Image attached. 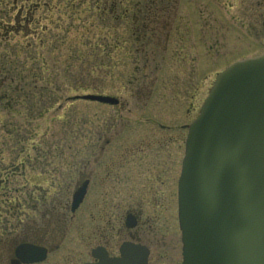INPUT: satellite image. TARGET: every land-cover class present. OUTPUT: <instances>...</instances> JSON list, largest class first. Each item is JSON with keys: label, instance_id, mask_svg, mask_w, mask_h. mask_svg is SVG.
Here are the masks:
<instances>
[{"label": "flooded vegetation", "instance_id": "1", "mask_svg": "<svg viewBox=\"0 0 264 264\" xmlns=\"http://www.w3.org/2000/svg\"><path fill=\"white\" fill-rule=\"evenodd\" d=\"M87 1L84 6L99 11L95 20L105 31L104 41L88 44L89 55L104 53L111 64L118 53L131 56L132 94L150 115L102 126L93 120L91 152H26V168L24 161L19 168L13 161L0 167V264H182L178 177L187 127L208 87L195 116L177 124L176 111L186 117L192 108L198 88L193 81L207 77V72L198 76V67L212 58L210 49L219 55L232 29L254 30L256 0ZM65 11L69 20L81 15L80 0H0V41L43 35L40 46L48 57L43 38L53 27L65 32L69 25L55 18ZM56 36L53 49L56 39L73 57L83 53L76 39ZM10 61L0 56V74L6 70L0 104L5 101L7 107L15 100L9 93L23 90L15 79L25 83L27 77L42 76L16 72ZM115 97L110 107L130 109L126 98ZM176 127L184 131L179 160L182 133ZM79 189L84 194L75 206L72 198Z\"/></svg>", "mask_w": 264, "mask_h": 264}, {"label": "rangeland", "instance_id": "2", "mask_svg": "<svg viewBox=\"0 0 264 264\" xmlns=\"http://www.w3.org/2000/svg\"><path fill=\"white\" fill-rule=\"evenodd\" d=\"M232 1L229 0V2ZM87 2V0H80V10L83 13L71 20H69L70 13L68 11L62 15H55L57 19L60 16L62 20L60 23L69 25V27L65 32L58 31L53 27L49 30V35L44 36L43 40L49 46L48 57L44 52L45 48L42 49L40 46L39 37H43V35L36 38H24L21 35L11 36L8 41H0V56L4 53L7 59H11L14 71L26 72L24 70H27L42 74L41 77L33 80L27 77L25 83L15 79V84L23 90L9 93L15 98L9 107L5 105V101L0 104V167H9L13 161L19 168L21 167L19 162L24 161L22 168H26V155H28L25 154L26 152L45 153L49 156L56 151L65 153L91 152L93 120L97 121L98 126H102L105 121L140 120L146 115H150L147 109L136 102V98L132 94L134 86L129 83V80L132 79L129 74L132 73L135 63L131 60V56L127 59L124 54L118 53L114 57L115 61L111 64L106 62L104 53L97 56L96 52H92V56L89 55L88 44L99 40L104 41L105 31L104 26L95 20L96 17L98 18L99 11L86 8L84 5ZM245 4H248V0ZM261 5V0H256L254 14L255 17L257 16V24L251 33L248 32L247 27H238V31L236 28L232 29L229 38L223 42L219 55L212 52L214 49H210L212 58L198 67V76L204 72H207L208 75L203 81H193V83L196 81L198 83V88L192 99L193 106L186 117H183L181 111H176L177 124L184 120L188 121L196 115L197 108L205 95L203 92L206 87L208 89L211 87L215 73L236 60L264 50V30L260 25L262 18L259 17ZM92 22L97 24L96 29L92 27ZM245 32L251 37L250 40ZM57 34L63 35L65 42H72L73 39H76L77 49L83 53L79 57H73L66 49V44L64 45L56 39V46L53 49L52 40L57 37ZM9 51L12 53H8ZM33 61L36 62L33 63ZM5 71L0 74V78L3 77ZM47 73L53 75L46 78ZM6 83L4 88H12V85ZM85 93L126 98L129 101L130 109L127 111L118 106L110 107L80 99L68 100L69 96ZM173 98L174 96H172ZM179 98L181 101L184 97L181 95ZM145 111L146 113H144ZM176 130L179 135L182 133L180 147L177 149L179 160L183 155L184 131L179 127H176ZM56 162L59 163V160L53 161V163ZM20 183L22 182L17 181L16 184Z\"/></svg>", "mask_w": 264, "mask_h": 264}, {"label": "water", "instance_id": "3", "mask_svg": "<svg viewBox=\"0 0 264 264\" xmlns=\"http://www.w3.org/2000/svg\"><path fill=\"white\" fill-rule=\"evenodd\" d=\"M178 202L183 264H264V52L215 77L189 126Z\"/></svg>", "mask_w": 264, "mask_h": 264}]
</instances>
